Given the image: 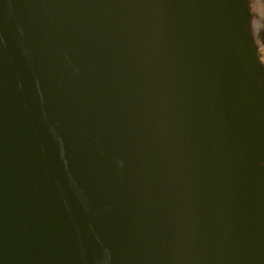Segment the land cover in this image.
<instances>
[{"label":"water","instance_id":"obj_1","mask_svg":"<svg viewBox=\"0 0 264 264\" xmlns=\"http://www.w3.org/2000/svg\"><path fill=\"white\" fill-rule=\"evenodd\" d=\"M250 0H0V264H264Z\"/></svg>","mask_w":264,"mask_h":264},{"label":"rangeland","instance_id":"obj_2","mask_svg":"<svg viewBox=\"0 0 264 264\" xmlns=\"http://www.w3.org/2000/svg\"><path fill=\"white\" fill-rule=\"evenodd\" d=\"M250 7L253 8L255 18L252 23V30L254 33L255 42L261 53V59L264 66V0H250ZM260 13V14H259ZM257 19V20H256ZM259 21H262L259 23Z\"/></svg>","mask_w":264,"mask_h":264},{"label":"bare ground","instance_id":"obj_3","mask_svg":"<svg viewBox=\"0 0 264 264\" xmlns=\"http://www.w3.org/2000/svg\"><path fill=\"white\" fill-rule=\"evenodd\" d=\"M252 10H253V8H252ZM259 14H260V13H259ZM256 20H257V19H256ZM261 22H262V21H259V23H261ZM263 49H264V48H263ZM260 59H261V58H260ZM262 60H263V59H262ZM262 60H261V61H262Z\"/></svg>","mask_w":264,"mask_h":264}]
</instances>
